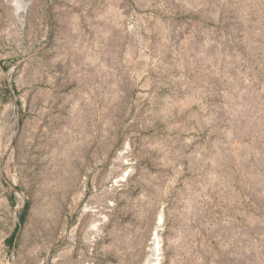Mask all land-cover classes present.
Listing matches in <instances>:
<instances>
[{
	"label": "rangeland",
	"instance_id": "obj_1",
	"mask_svg": "<svg viewBox=\"0 0 264 264\" xmlns=\"http://www.w3.org/2000/svg\"><path fill=\"white\" fill-rule=\"evenodd\" d=\"M150 254L264 264V0H0V264Z\"/></svg>",
	"mask_w": 264,
	"mask_h": 264
},
{
	"label": "bare ground",
	"instance_id": "obj_2",
	"mask_svg": "<svg viewBox=\"0 0 264 264\" xmlns=\"http://www.w3.org/2000/svg\"><path fill=\"white\" fill-rule=\"evenodd\" d=\"M18 1V0H17ZM13 2V1H12ZM22 2V1H21ZM7 3V2H6ZM18 2H16V4L14 5V6H12V7H15L16 8V11L18 12V10L20 11L21 9H23L24 7L25 8H27L25 5H27L28 3H26L25 5L24 4H22V3H18ZM12 5H13V3H12ZM25 8L23 9V10H25ZM22 11V10H21ZM102 212L101 211H96V213H95V215H94V220L95 219H99V218H101V216H102ZM91 217H93V216H91ZM162 217H163V215L162 216H160V222L162 221ZM97 221V220H96ZM157 236H159V235H157ZM156 237V236H155ZM155 242V241H154ZM160 245V244H159ZM159 245H157L158 247H159ZM156 246H153V248H150L151 249V251H152V253H154V252H157L159 249H157V251H155L156 249ZM150 253V252H149ZM153 255V257H154V254H152ZM151 254H150V256H149V259L147 260V263L146 264H152V262H151ZM153 259V258H152Z\"/></svg>",
	"mask_w": 264,
	"mask_h": 264
},
{
	"label": "trees",
	"instance_id": "obj_3",
	"mask_svg": "<svg viewBox=\"0 0 264 264\" xmlns=\"http://www.w3.org/2000/svg\"><path fill=\"white\" fill-rule=\"evenodd\" d=\"M15 234H16V233H15ZM15 234L13 235L12 240H14V238H15Z\"/></svg>",
	"mask_w": 264,
	"mask_h": 264
}]
</instances>
